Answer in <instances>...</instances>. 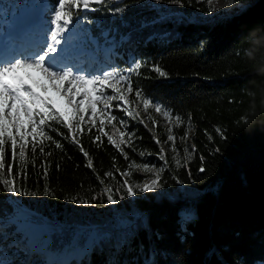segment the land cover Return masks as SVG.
<instances>
[{
    "label": "trees",
    "instance_id": "trees-1",
    "mask_svg": "<svg viewBox=\"0 0 264 264\" xmlns=\"http://www.w3.org/2000/svg\"><path fill=\"white\" fill-rule=\"evenodd\" d=\"M25 1L0 0V26L10 5ZM234 1L244 6L234 5L227 14L215 16L208 15L207 0L180 4L107 0L92 5L97 11L81 12L79 22H74V41L93 49L113 45L115 70L128 76L133 94L141 91L190 121L192 155L181 167L166 156L172 173L163 172L161 188H176L178 198L163 192L157 197L154 191L142 193L137 188L136 195L129 197L115 182L113 198L119 202L110 204L107 193L101 195L110 183L106 174L113 172L121 179V171L132 165L133 176L140 181L147 172L135 165H141L144 156L153 160L161 153L150 132L128 117L135 138L128 139L125 132L128 143H121V152L103 133L119 142L124 126L109 123L107 114L102 117L103 132L97 130L100 118L91 132L87 131L91 122L82 124L83 133L53 122L58 131H45L62 149L40 137L37 143L43 153L38 146L33 154L29 146L25 162L17 157L11 176L6 169L3 173L15 180L18 190L36 193L16 195L0 186V233L9 237L5 250L9 260L34 264L42 258L33 250L35 244L27 254L21 248L27 243L14 230L11 219L25 212L49 226V248L57 254L84 244L93 233L86 250L66 264H144L149 255L157 264H264V0ZM49 2L53 13L58 0ZM186 14L195 15V20ZM136 63L140 69L128 72ZM155 67L166 75L161 77ZM117 103L111 102L109 112L122 119L127 115ZM154 124L162 129L159 120ZM72 131L87 157L72 142ZM96 135L101 140L93 142ZM4 159L7 168L11 162L7 144ZM89 159L92 167L87 166ZM42 165L48 168L46 176ZM200 167L205 171L200 172ZM183 203L195 209L186 224L180 219ZM78 230L81 236L75 235ZM12 240L17 241L15 248ZM46 264L61 262L53 259Z\"/></svg>",
    "mask_w": 264,
    "mask_h": 264
},
{
    "label": "snow or ice",
    "instance_id": "snow-or-ice-1",
    "mask_svg": "<svg viewBox=\"0 0 264 264\" xmlns=\"http://www.w3.org/2000/svg\"><path fill=\"white\" fill-rule=\"evenodd\" d=\"M172 4H180L181 0H169ZM107 0H58V3L53 7V16L49 21L50 27L48 37L50 42H46L40 51H33L25 54L20 53L6 58L0 56V186L8 192L16 195H36L35 192H28L26 190H18L15 186V180L10 178H4L3 173L6 169L9 176H11L12 165L17 161V157L21 162L26 160V148L31 147L33 154L36 148L40 147V152L43 153V146L38 145L37 141L40 137H46L48 141L55 144L56 148L62 149V144L54 140L51 135H48L45 128H52L53 122L67 127L70 131L75 129L83 133L84 128L82 124L87 123L85 121V114L90 112L89 120L91 121L88 132H91L93 127H97L96 118L106 116L109 123L117 121L119 125L125 126L126 121L118 119L115 115H111L109 109L111 108V102L121 101L125 105L129 104L127 95L121 91L118 85L121 82L125 83L126 92L132 93L133 86L127 83L128 76L121 74L120 71H103L100 74L95 72H87L85 69L77 68L76 65L68 62V57L71 55L69 52L72 26L74 22H79L81 12L97 11L93 4H106ZM119 11V9H116ZM65 33L70 35L65 36ZM141 64L136 63L134 68L127 69L128 72L136 71L140 69ZM154 70L159 73L161 77H164L166 73L162 72L159 67H155ZM91 85V88L88 86ZM111 90V92H109ZM50 91H54L56 97L59 98L66 106L68 111H62L56 106V100L47 95ZM79 97V99H77ZM135 97L142 100L145 110L151 105L157 113H162L163 116L172 118L167 108L159 103L143 96L141 91H135ZM97 105H102L99 114L97 112ZM119 107V105H117ZM128 117L137 115L129 107L121 109ZM26 117V119H25ZM71 117V119H70ZM176 121H180V117H175ZM101 127H98V132H103L102 126L104 125V119L99 120ZM116 125L113 124V128ZM30 129V130H29ZM53 131L58 129L52 128ZM76 131H72L71 140L73 143L80 147L84 156H88V152L84 150L80 144V140L77 139ZM220 132V129H217ZM222 134V132H221ZM63 135V133H61ZM103 135L108 137V142L120 149L121 143H128L124 137L126 133L124 131L119 132L120 140L113 139V135L104 132ZM134 133H127L128 139ZM169 141H174L175 137L168 135ZM184 139V138H181ZM101 136L96 135L93 142L100 141ZM157 143L159 141L157 140ZM8 145L11 151V162L5 165V145ZM175 151V148H173ZM163 151V150H161ZM187 151V150H186ZM219 151V149H215ZM50 156L51 153L49 152ZM143 155V153H141ZM125 158L127 155L125 154ZM161 159L164 156L161 155ZM203 161V156L200 157ZM179 163V161H177ZM135 165V162H133ZM88 167H92L91 159L88 160ZM44 175H47V166L42 165ZM138 171L151 172L154 178L151 181H145L142 184L133 185L128 179L123 180L121 187H126L127 196L132 197L136 195L134 188H138L140 192H152L163 185L160 183V173L163 169H154L153 166L148 164L135 165ZM132 165L129 166L128 172H121V176L131 175ZM200 172H204L203 167L199 168ZM108 177H112L113 173L108 172ZM103 183V181H101ZM120 189H116L118 192ZM107 193V201L110 204H117L119 201L114 199V193L112 188H104L101 195ZM45 195H49V191L44 192ZM121 196L120 199H124ZM81 204L87 203V201L80 199ZM14 230L19 233V226L15 225L13 221ZM156 239H162V237L153 233ZM17 241H11V247L15 248ZM9 249V237L0 233V264H19L16 260H9L7 258L5 250ZM155 251V250H153ZM34 264H40L39 261ZM144 264H157L151 255L146 256Z\"/></svg>",
    "mask_w": 264,
    "mask_h": 264
},
{
    "label": "rangeland",
    "instance_id": "rangeland-1",
    "mask_svg": "<svg viewBox=\"0 0 264 264\" xmlns=\"http://www.w3.org/2000/svg\"><path fill=\"white\" fill-rule=\"evenodd\" d=\"M210 4V12L208 15L215 16L217 14H227L229 12V9L233 7L234 5H240L244 6L241 2H235L234 0H207ZM21 6V7H20ZM39 10L42 11V9H47L46 14L43 18H40V21L42 22L43 26L46 30H48L50 27L49 21L53 16V13H51V4L49 0H30L26 2L25 4H17V5H10L8 11L5 13L3 25L0 26V30L4 27H10V24L13 23V21L17 18L21 17V14L25 10ZM189 20H195V15L186 14L185 15ZM74 32V31H73ZM66 34V33H65ZM77 48H73V52H71V55H78L79 52H83V50H79ZM75 50V51H74ZM104 51V54L107 55L111 53L112 60L114 61L115 56L113 52V45L106 46L102 49ZM85 52V51H84ZM99 54V53H98ZM12 54L10 52V49L7 51V57H10ZM83 55L87 56L88 60H85V62L81 63L80 65H86L89 64V66L86 67V70L88 69L90 72H95L97 74L102 73L103 71H116L114 62L113 61H95L94 58L90 59L88 54L83 53ZM94 54L93 56H95ZM108 57V56H106ZM85 58V59H87ZM75 61L78 63L80 60L78 58H75ZM92 63V65H91ZM85 70V71H86ZM92 86L89 85L88 88H91ZM118 87L121 89L122 92H124L127 95L129 104L125 105L123 102L118 101L117 105H119V109L121 110L124 107H129L134 113L137 115L135 118H133L134 122L141 123L151 134L152 138L154 139L155 143L160 148L161 153L153 160H149L147 156H144L145 159L141 161V165L148 164L150 166H153L154 169H163V171L160 173V175H163V172L167 169L170 173H172L171 167L169 166L168 160L166 158L167 155L170 156L173 165L175 167H181L185 160H188L191 158L192 151L194 148V143L192 140V131L193 127L189 120H184L180 118V121L177 122L175 117L177 115H174L172 113V118L169 119L168 117L163 116L162 113H157L155 109L149 105V108L147 110L144 109L143 103L141 99H138L135 97V94L133 93H127L126 92V86L124 82H121ZM49 96H52L56 100V106L60 108L62 111L67 112V106L59 100L58 97H56V94L54 91H50L49 93H46ZM79 99V97L77 98ZM149 99V98H148ZM157 103V102H155ZM100 105H97V108ZM168 110V109H167ZM169 111V110H168ZM97 112L99 114V111L97 109ZM170 112V111H169ZM171 113V112H170ZM125 115V113H123ZM90 112L85 114V121L88 124L91 121L89 120ZM71 118V117H70ZM97 118L102 119L99 115ZM96 118V119H97ZM26 119V117H25ZM123 120L126 121V125L124 126V132L126 133H134L130 128L129 125L131 124V119L128 118V116H123ZM159 120L160 126L162 129H159L155 126L154 121ZM133 122V123H134ZM30 130V129H29ZM168 135H172L175 137L174 141H169L167 139ZM135 137L134 135L131 136V139L133 140ZM184 138V139H181ZM157 140L159 143H157ZM175 148V151L173 150ZM187 150V151H186ZM144 154H147L145 151ZM161 155L164 156V159H161ZM179 161V163H177ZM128 168H124L121 172H128ZM113 173V172H112ZM154 178L153 173L147 172V175L142 178V180L137 181V179L133 176V170L131 168V175L130 176H123V178H119L115 173H113V176L110 177V183L107 185L108 188H112L114 192V183L118 182L120 184L123 183V180L128 179L130 183L133 185L136 184H142L145 181H151V179ZM183 189H186L187 186L182 185ZM126 189V187H124ZM135 189V188H134ZM138 189V188H137ZM155 195L159 197L161 195V192H163L165 195H169L171 198H178L179 196L176 195V188L175 189H162L161 190H155ZM194 212L195 209L192 206V204L189 203H183V207L181 209L180 213V219L183 224H186L190 219L194 218ZM14 222H16V225L19 226V233L18 236H20L27 244H21V248L29 254L32 250V245H34L35 251H37L41 255L40 264H46L53 259H56L57 261H60L61 264H66L68 260H70L73 256L77 255L80 256L86 249L87 242L91 239V235L93 233L90 232V234L86 237V242L84 244H77L76 246H72L67 251H64L63 253L57 254L50 250V228L49 226L46 227V225H42L38 222H36L34 219H32L31 215L25 212H21L20 214H17L13 219ZM6 223L9 222V219L5 221ZM82 230H78L75 235L81 236ZM87 233H85L86 235ZM29 244V245H28ZM31 245V246H30ZM28 264V263H27Z\"/></svg>",
    "mask_w": 264,
    "mask_h": 264
},
{
    "label": "bare ground",
    "instance_id": "bare-ground-1",
    "mask_svg": "<svg viewBox=\"0 0 264 264\" xmlns=\"http://www.w3.org/2000/svg\"><path fill=\"white\" fill-rule=\"evenodd\" d=\"M28 13H22L23 15H25L26 17H27V14L29 15V13L30 12H32V11H27ZM37 13V11H35V14ZM41 44H42V42H41ZM28 49V48H27ZM81 55V53H79L77 56L79 57Z\"/></svg>",
    "mask_w": 264,
    "mask_h": 264
}]
</instances>
